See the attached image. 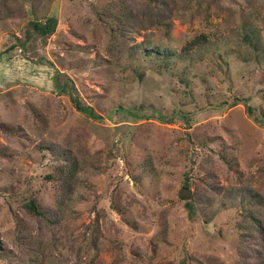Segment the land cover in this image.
<instances>
[{"label": "rangeland", "instance_id": "rangeland-1", "mask_svg": "<svg viewBox=\"0 0 264 264\" xmlns=\"http://www.w3.org/2000/svg\"><path fill=\"white\" fill-rule=\"evenodd\" d=\"M0 55V264H264V0H0Z\"/></svg>", "mask_w": 264, "mask_h": 264}, {"label": "trees", "instance_id": "trees-1", "mask_svg": "<svg viewBox=\"0 0 264 264\" xmlns=\"http://www.w3.org/2000/svg\"><path fill=\"white\" fill-rule=\"evenodd\" d=\"M58 23H59L58 16L54 15V14L49 16L45 20H41V19H32V20H30V22L28 24V27H27V31L24 34V40L21 41V40H19L16 37L15 39L18 41V43L13 44L10 48L19 47L20 49L24 50V49H26V47L28 45H30L34 41L35 38L36 39H39V38L47 39L48 37H50V36L55 34V32L57 30ZM246 40H248V42L250 44L251 43L253 44L252 40L249 37H247ZM206 42H207V38H205V37L198 38L191 45L187 46L185 48V51H186V53H189V51L194 50L196 47L200 48V47L204 46ZM166 51H167V55H161V53L158 52L155 57H157L158 59L164 61L165 59L167 60V58L171 59L173 56H175V53L172 50H166ZM1 56L2 55H0V58H1ZM147 56H154V55L151 52H149ZM37 62L38 63H43V61L40 60V59ZM48 64L52 65V63H48ZM142 76L143 75H141L139 77L142 78ZM53 82H54V86H55L56 90L59 93L69 94V96L72 98V100H73V102L75 104V107L77 108V110L80 113H82L85 116H87L88 118L96 120V121L102 119V116L99 115L92 107H90V106H82L83 104L80 101V99L74 96V91L76 90L74 84L70 81V79L66 75L61 73L59 70H55ZM247 109L251 113V115L253 116L254 115L253 114L254 111L251 109V107H248ZM255 120L259 124H264V115L262 116L261 119L257 118V116H256ZM61 175L64 178H66L65 177V175H66L65 172L61 173ZM72 177H73V175L70 174L68 176V178H66V180L68 181L67 183H69V181L71 180ZM184 188L187 189V190L190 189V184H189L188 178H187V180H185ZM241 194L243 195V199H245V197L247 198V195L245 194V192L243 193V191H242ZM184 204H185V207L188 209V211L191 214L194 215L195 212H196L195 211L196 202H195L194 198L189 197L185 201ZM25 208H26L27 212L33 217L41 218L42 220H43V218L46 217L45 212L43 211V209H41V207L38 205L36 199H34V198H31L27 202ZM248 215H249V220H250L251 225L258 226V230H259V227L261 226V223H259L258 220L253 217L252 213L248 212ZM206 224H207V222H206ZM259 231H260L261 235L263 236V234H264L263 229L261 228V230H259Z\"/></svg>", "mask_w": 264, "mask_h": 264}]
</instances>
